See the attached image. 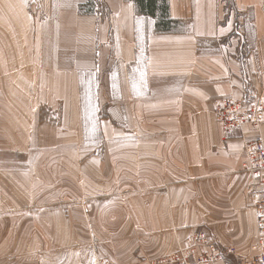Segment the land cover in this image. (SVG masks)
Wrapping results in <instances>:
<instances>
[{"label": "crops", "instance_id": "0c3cea01", "mask_svg": "<svg viewBox=\"0 0 264 264\" xmlns=\"http://www.w3.org/2000/svg\"><path fill=\"white\" fill-rule=\"evenodd\" d=\"M227 2L169 0L183 26L159 32L133 0H10L0 150L15 158L0 173V264H147L200 230L233 249L217 264L258 252L243 142L264 143V116L257 129L224 134L212 111L213 102L241 98L245 85L264 98V0H235V15ZM82 75L102 93L96 103L109 105L99 119L101 168L97 157L82 159ZM62 154L70 160L54 164ZM74 184L85 200L137 190L123 207L92 210L120 233L97 252L83 246L86 260L63 223L78 208L40 207L73 199Z\"/></svg>", "mask_w": 264, "mask_h": 264}, {"label": "rangeland", "instance_id": "374dc122", "mask_svg": "<svg viewBox=\"0 0 264 264\" xmlns=\"http://www.w3.org/2000/svg\"><path fill=\"white\" fill-rule=\"evenodd\" d=\"M167 3L169 5V0H167ZM234 3L235 0H228L227 2V6L230 9V12H233L235 15V11H234ZM170 16V14H169ZM177 22V25L175 26V30H178L180 27L183 26V22H179L178 20H175ZM236 31H237V27H236ZM8 36H10V0H0V70H2V73H0V100L5 97V92L7 94V88L4 86L1 78L4 75H8L10 74V37L7 38ZM4 51V52H3ZM3 52V54L1 53ZM90 79V78H89ZM82 80V96H83V109H84V125H85V134H86V140L84 141L85 144H88V148H86L87 146H85L83 148L84 152V157L82 159H86L89 158L91 156L93 157H97L100 159L99 164H98V168H101V160L103 158V149H104V141L102 140V138H104V135L102 132H100V126H99V119L103 118L104 116H107V107L109 105H104V103H96L97 100V96L98 95H102V93L99 91V89H95V93H94V88L93 87H88V78L87 75H82L81 77ZM108 98H116V92L118 91V89L115 88H111V87H107L105 89ZM96 95V98H95ZM226 98H232L233 100H237V101H243L246 105V107L248 109H250L249 103H255V104H261L263 103L264 105V98H263V94H250L248 87L245 85L244 87V93L243 96L239 99L233 98V97H226ZM225 99V98H223ZM219 100L216 103L213 102V114H214V118L215 121L217 123V125L220 127V129L222 130V132L224 134H228L234 131H240L242 128L249 126L252 129H257L259 127V125L262 123L263 120V116H264V110H262L261 114H260V118L258 119V122L254 125L252 124H244V125H239L238 127H235L233 129H227L226 125L227 123L232 124L234 121V119H232L231 117L228 116H223V114L220 112V106L219 104L221 103V101L223 100ZM262 105V106H263ZM2 107V106H0ZM264 109V106H263ZM1 110H5V109H1ZM118 139L119 136L116 135V137L114 138L113 141L111 142H116L118 143ZM127 142H133V140L130 137H127ZM256 141H259L262 143L263 147H264V143L261 139L259 138H248V139H244L243 142V154H244V162L243 164L245 165L246 163V153H245V146L246 143H256ZM106 144H108V142H106ZM0 147H2L0 145ZM53 158H50L53 160V162H55V155L54 154ZM10 158H15V157H10V152H8V150H0V173L2 172H8L10 171V169H7V163L10 160ZM49 159V158H48ZM51 160V161H52ZM64 160H70V158H66L63 154L62 157L59 155L58 157V163H54V164H60L62 161ZM14 161V159H13ZM16 163L11 164L14 165ZM51 164V163H50ZM50 164H48L46 167H48ZM52 165V164H51ZM244 170V168H243ZM11 171H15L14 167H12ZM245 171V170H244ZM246 172V171H245ZM60 174V173H59ZM65 175V174H63ZM249 185V182H248ZM71 188V185L68 187ZM248 188V187H247ZM80 187L79 184H74L73 187V191H74V195H71L73 197V199L68 198V199H63L60 201H53V200H47L46 205L40 206V207H64V208H73L76 209L78 208V213L77 215H73V216H69L66 215L63 217V223L67 224L69 226L68 230L71 233V237L69 241L73 242L74 245L76 246H81L83 248V253L80 255H77L78 257H80L79 259L82 260H86L88 257H90V253H88L86 251V248H94V252H97L100 247L102 245H104L105 243H110L112 241H114V238L116 236H118V234L120 233V230H117L114 226H107L104 223V220L101 219V216L98 215H93L91 214L92 210L94 208H101L103 206H107V207H111V208H117L119 207V203L122 204V207L124 206V202L127 198L132 197L133 195H135V192H137V190L135 188H131V187H127L124 189H121L117 192V193H112L110 195H106L107 198L104 199L103 197L100 196H95V197H89L90 199L85 200V199H78V194L80 192ZM78 191V192H77ZM103 199H99V198ZM252 201L254 203V206H256V201L252 196ZM261 199L258 200V203H260ZM264 201V200H262ZM127 205H130V203H128ZM255 208V207H254ZM256 212V210H255ZM50 218V217H49ZM118 216L113 214L111 216H106V220L112 219L115 220L117 219ZM256 218H257V212H256ZM93 220V221H92ZM198 232H202V233H206L211 239L212 237L205 231V230H200L197 231ZM195 233V234H196ZM116 235V236H115ZM46 236V241H49V239H54V237H47ZM44 237V236H43ZM41 237V239L43 238ZM213 240V239H212ZM118 241V240H116ZM216 244V243H215ZM86 248H84V247ZM219 247V246H217ZM81 248V249H82ZM220 249H222V251L224 250V254H222L219 258L224 257L225 254L227 253H232L233 249H224L222 247H219ZM85 249V250H84ZM179 251V248L176 250V252L172 253L171 255L177 253ZM226 251V252H225ZM44 252V250H43ZM42 256V255H40ZM53 257L51 259H48L44 253L43 258H47L50 262H54L55 260H53L56 256L52 255ZM76 255H74L73 257H75ZM170 256V255H169ZM221 259V260H222ZM155 259L152 260H147L148 263L150 261H154ZM98 262H96L95 264H106L103 261L97 260ZM242 261V260H241ZM240 261V262H241ZM147 263V264H148Z\"/></svg>", "mask_w": 264, "mask_h": 264}, {"label": "built area", "instance_id": "2783aa9c", "mask_svg": "<svg viewBox=\"0 0 264 264\" xmlns=\"http://www.w3.org/2000/svg\"><path fill=\"white\" fill-rule=\"evenodd\" d=\"M262 105L249 103L250 109H248L243 101L232 98H225L219 104L223 116L234 119L232 124L227 123V129H233L241 124H256L264 110V105ZM245 153L246 163L243 164V168L249 174L248 192L256 201L254 207L257 212V241L261 245V252L252 259L242 260L240 264H264V201H262L264 200V147L259 141L249 144L247 142ZM259 199H261L260 203H258ZM201 246L205 247L207 252L200 251V254H196ZM222 254H224V250L217 247L206 233L198 232L188 239L177 253L155 259L148 264H217L222 259V257L219 258Z\"/></svg>", "mask_w": 264, "mask_h": 264}, {"label": "trees", "instance_id": "16d2710c", "mask_svg": "<svg viewBox=\"0 0 264 264\" xmlns=\"http://www.w3.org/2000/svg\"><path fill=\"white\" fill-rule=\"evenodd\" d=\"M138 11L156 20V29L159 32H172L177 22L169 16L167 0H133Z\"/></svg>", "mask_w": 264, "mask_h": 264}, {"label": "bare ground", "instance_id": "6f19581e", "mask_svg": "<svg viewBox=\"0 0 264 264\" xmlns=\"http://www.w3.org/2000/svg\"><path fill=\"white\" fill-rule=\"evenodd\" d=\"M255 249L258 250V252L255 255H253L251 258H248V259H252V258H254V257H256V256H258L260 254L261 245H260L259 241H257V243L255 245ZM202 252H207V251H202ZM196 254H200V250L196 251ZM169 255H171V254H169ZM169 255H167V256H169ZM164 257H166V256H164ZM158 259H160V258H158Z\"/></svg>", "mask_w": 264, "mask_h": 264}]
</instances>
